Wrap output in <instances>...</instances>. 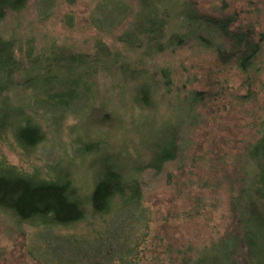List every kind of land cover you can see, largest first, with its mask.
I'll return each instance as SVG.
<instances>
[{
    "label": "rangeland",
    "instance_id": "rangeland-1",
    "mask_svg": "<svg viewBox=\"0 0 264 264\" xmlns=\"http://www.w3.org/2000/svg\"><path fill=\"white\" fill-rule=\"evenodd\" d=\"M226 1L224 13L235 11L239 21L255 22L264 31V0ZM124 2L130 7L126 18L113 6L102 11L99 0H29L2 24L6 31L14 29L24 46L54 45L93 53L102 44L131 61L142 55L144 45L141 36L137 39L142 43L135 38L128 45L119 40L130 29L137 8V0ZM196 2L198 9L206 11L220 4L219 0ZM107 12L111 18L105 19ZM188 46L144 57L147 67L170 68L171 91L159 90L143 110L131 99L130 85L135 81L122 84L126 89L122 99L118 88L113 90L111 77L98 74L91 101L75 102L57 120L50 118L52 110H44V139L29 153L11 148L8 140L0 141V159L23 170L37 167L43 174H52L57 166L83 193L89 192L95 174L109 161L125 174L132 173L140 182L141 203L149 217L146 244L140 255L131 252L132 264H180L181 257L192 256L224 234L232 223L229 203L239 190L245 150L264 120V50L255 62L256 70L242 72L235 63L221 64L211 52ZM194 89L220 94L181 114L183 106L175 96L181 99ZM249 90L250 96H241ZM159 127L174 132L178 148L172 160L155 170L147 163ZM132 215H123L124 221ZM93 222L88 217L66 227L48 228L16 221L0 209V264H104V251L85 239L94 237L97 224ZM130 227L136 231L138 222ZM236 257L243 264L241 256Z\"/></svg>",
    "mask_w": 264,
    "mask_h": 264
},
{
    "label": "trees",
    "instance_id": "trees-1",
    "mask_svg": "<svg viewBox=\"0 0 264 264\" xmlns=\"http://www.w3.org/2000/svg\"><path fill=\"white\" fill-rule=\"evenodd\" d=\"M28 2L0 0V141L8 140L11 148L23 153H29L44 139V110H52L50 118L57 120L75 102L91 101L98 74L111 77L112 88H118L122 99L126 90L122 84L135 81L130 85L131 99L143 110L153 103L152 97L159 90L164 94L171 91L170 68L145 65L144 57L152 53L196 45L211 52L219 63H235L246 72L256 70L255 62L264 50V31L256 28L255 22L239 21L235 11L224 13L228 7L226 0H219V6L214 5L210 11L198 9L196 0H137L130 29L119 37L126 45L131 39L143 37L144 51L136 60L130 61L102 44H97L93 53L73 52L54 45L24 46L21 36L14 29L6 31L2 21L7 15L19 13ZM99 2L102 11L113 6L123 18L130 13L124 0ZM104 18H111L110 12ZM219 94L220 91L194 89L181 99H174L180 100L181 114L186 115ZM251 94L249 90L241 96ZM261 123L257 137L245 150V162L238 176L239 190L229 203L231 225L213 243L192 256L181 257L180 264H239L237 255L243 264H264V120ZM161 128L150 146L147 163L155 170L172 160L178 148L174 132ZM160 130L162 134L158 133ZM32 168L23 170L0 159V209L10 212L16 221L48 228L93 218L97 224L92 230L94 237L85 239L104 251V264H132L131 252L141 254L149 233V217L141 203L140 182L132 173L125 174L109 161L95 174L89 192L83 193L64 169L56 166L52 174H43L39 168ZM128 213L133 215L126 222L123 215ZM116 222L118 225L113 227ZM135 222L136 231L130 227ZM103 226L105 230L101 232ZM71 241L77 243L73 236Z\"/></svg>",
    "mask_w": 264,
    "mask_h": 264
}]
</instances>
